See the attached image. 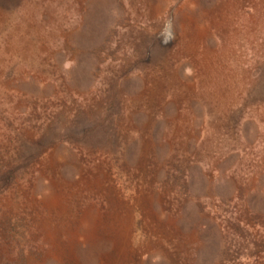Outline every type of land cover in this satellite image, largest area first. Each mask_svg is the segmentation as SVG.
I'll list each match as a JSON object with an SVG mask.
<instances>
[{
  "label": "rangeland",
  "instance_id": "rangeland-1",
  "mask_svg": "<svg viewBox=\"0 0 264 264\" xmlns=\"http://www.w3.org/2000/svg\"><path fill=\"white\" fill-rule=\"evenodd\" d=\"M0 264H264V0H0Z\"/></svg>",
  "mask_w": 264,
  "mask_h": 264
},
{
  "label": "clouds",
  "instance_id": "clouds-1",
  "mask_svg": "<svg viewBox=\"0 0 264 264\" xmlns=\"http://www.w3.org/2000/svg\"><path fill=\"white\" fill-rule=\"evenodd\" d=\"M171 28H172V23H171V21H169L168 24H167V29H168V32H169V36L174 38V36L172 35V32H171Z\"/></svg>",
  "mask_w": 264,
  "mask_h": 264
}]
</instances>
